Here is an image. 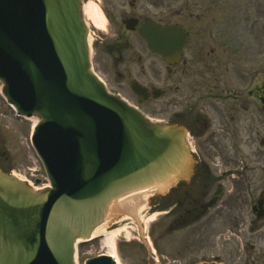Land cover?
<instances>
[{
    "label": "water",
    "instance_id": "1",
    "mask_svg": "<svg viewBox=\"0 0 264 264\" xmlns=\"http://www.w3.org/2000/svg\"><path fill=\"white\" fill-rule=\"evenodd\" d=\"M179 32L141 29L162 52ZM0 81L18 115L39 117L31 141L50 181L32 191L0 171V264H74L118 198L191 174L184 128L150 123L89 71L80 0H0Z\"/></svg>",
    "mask_w": 264,
    "mask_h": 264
},
{
    "label": "flooded vegetation",
    "instance_id": "2",
    "mask_svg": "<svg viewBox=\"0 0 264 264\" xmlns=\"http://www.w3.org/2000/svg\"><path fill=\"white\" fill-rule=\"evenodd\" d=\"M95 1L102 16L100 19L102 21L104 19L106 23L105 33L95 35L96 65L108 70L110 75L114 74L116 77L114 80L120 85L130 86L136 82L148 91L159 90L161 98L154 100L153 94L150 93L142 107L153 102L165 101L163 106L170 110L169 119L188 128L189 138L197 157L196 164L202 168L204 174L194 178L191 184L178 186L167 196L149 199V208L142 215L139 227L132 219L110 223L112 231L123 226L121 231L128 228L135 233L127 239L125 235H120L117 244L120 259L124 264H220V259H212L208 255L205 246L190 250L185 254L186 258L169 259L163 255L165 251L163 237L191 227L197 232L195 237L197 244L208 241L207 225L203 223L205 221L203 217L216 202L214 199L226 198L230 193L228 184L232 182L229 178H235L233 187L241 189L240 192L239 189L235 192L231 186V196L240 195L247 189L248 199L263 200L264 207V188L259 190L252 188L253 183L264 180V137L259 135L258 128V124L264 126V122H259V119L264 118V80L255 79L257 62L247 70L249 72L245 88L236 65L230 66L233 73L228 78L227 33L214 37L210 32L211 23L224 22L225 5L224 3L220 5L224 0ZM216 1L220 11L218 15L216 13L211 16L212 5ZM194 4L198 5V11L195 10ZM146 21L160 27L178 25L184 29L186 38L180 50L179 60L171 54L170 62L165 60L162 54L149 50L139 34L140 26ZM91 23L95 26L92 21ZM238 48L246 52L252 50L243 45ZM247 65L249 64H245L244 67ZM196 70H201L202 79H194ZM189 76L192 78L187 79ZM128 97L138 103V97L134 94ZM258 103L262 104L263 111L259 112L262 117H255L252 112V110L258 112ZM158 111L162 115L161 110ZM247 112L250 113L248 116L245 115ZM242 131L247 136L246 140L248 136L255 137L247 146L251 153L248 156L243 154V142L240 137ZM9 133L10 131L0 128V168L5 172H10L15 165L5 143ZM253 144L256 148H253ZM251 159H254V163H262L259 167L260 175L252 174L255 167ZM218 164L224 168L220 173L214 169ZM211 186L212 195L215 189L218 190V198L209 197ZM194 187L197 190L190 191ZM254 204L255 202H252L250 206ZM163 209L168 210L161 211ZM154 213L155 222L149 225L146 235H140L139 230L144 228L142 224L144 219ZM234 215L236 226L244 227L242 208H237ZM252 215L254 216L253 213ZM248 222L250 230L259 227L258 223H252V219ZM143 232L145 233V229ZM140 237L150 238L158 255L155 257L147 254L138 255L140 249L146 252ZM99 241L100 238L94 242Z\"/></svg>",
    "mask_w": 264,
    "mask_h": 264
},
{
    "label": "rangeland",
    "instance_id": "3",
    "mask_svg": "<svg viewBox=\"0 0 264 264\" xmlns=\"http://www.w3.org/2000/svg\"><path fill=\"white\" fill-rule=\"evenodd\" d=\"M82 3L85 5V7L86 5L88 7H92L94 0H82ZM223 3L225 5V18L223 19L224 22L211 23L210 32L214 37H218L224 33H227L226 35L228 38L226 42L231 46V48L228 44L226 46L228 78L233 73L230 66L236 65L240 72V79L242 80L243 87L245 88L247 86V74L249 72L247 70L259 60H261L260 62L262 63V69H264V0H224L220 5H223ZM194 6L195 10L198 11V5L194 4ZM212 8L213 9H211L210 15L214 16L216 13L218 15L220 7H218L217 1L212 5ZM95 25L98 27V29L105 27L99 25V23H95ZM90 29L95 30L91 26ZM95 33L97 34L96 31ZM92 37L95 38L93 35ZM235 45L237 48H235ZM242 45L244 47L248 46L252 50L249 52H246L245 50L241 51L238 46L241 47ZM93 53L94 51H92V55ZM93 64L95 72H97L98 75L107 82V88L109 91L118 93L122 97H124L125 94H128L129 89L127 87L117 83H112L111 75L108 70L99 68L95 64L94 60ZM245 64L249 65L244 67ZM201 74V70H196L194 79H202L203 77L201 78ZM191 78V76L187 77V79ZM255 79L264 80V70L259 73ZM170 95H172V93H170ZM174 96L176 98V95ZM164 102L165 101L151 103L148 107L142 109V112L146 117L153 121H163L165 120L164 117H166L163 116V114L169 117L170 113L169 109L164 108ZM158 109L161 110L162 116L159 114ZM261 111H263L261 103H258V112L252 110V112L255 114V117H262L263 115L259 113ZM0 112L4 113L3 115H0V124H4L5 131H10V133L7 135V142L5 143L11 160L15 164V169L25 168L28 165H31L35 162V160L31 155L32 151L30 148H28L29 143H27L26 140L28 139L29 141L30 135L29 137H27V135L28 133L30 134L32 122L21 121V124H17L16 122L18 121L9 113L8 107L1 99ZM257 113H259V115H257ZM248 114L250 113L247 112L245 115L248 116ZM259 122H264V118L259 119ZM17 126L21 127L16 129ZM258 128L260 133L259 135L264 137V126L258 124ZM240 137L243 142V154L248 156L250 152L248 151L247 146L255 140V137L254 135H251L248 136V139L246 140L247 136L244 131L240 133ZM253 148H256L255 144H253ZM251 161L252 165L255 167V171L252 174L260 175L261 172L259 167L262 165V163H254V159H251ZM214 169L217 173H220L224 170V168L219 164L214 167ZM229 180L232 182L228 184V191H230V193L227 194L226 198L222 197L221 199H214L216 202L211 205L206 214V220L204 223L207 225V236L209 240L202 242V244H196L195 237L197 232L189 234V230L191 229L181 232H173L172 234H167V236L163 237L167 239H164L165 251L163 252V255L167 256L169 259L175 258L177 256L185 257V254L190 250H196L198 247L202 248L205 246L208 250V255L211 257L220 258L222 263L264 264V224L259 223L260 226L257 227V229L250 230L248 228V220L251 219L249 213L250 200L246 196L248 194V190L246 189L240 195L234 196L235 194H233L231 196L232 191L236 192L239 189L240 192L241 189H235L233 187V182L236 181L235 178H229ZM42 183H44V181ZM212 188L213 187L211 186L209 195L210 198L213 197L211 191ZM252 188L253 190L264 188V180H258L256 183H253ZM240 207L242 208V219H245L244 227L236 226L235 222L234 214L236 213V209ZM127 231L130 230L126 229V237H131L134 235L133 233L128 234ZM178 235L182 236L178 237ZM239 238H241V241H239ZM248 245H253L254 249L250 250ZM107 249L108 247H103L102 243L93 241L87 242L79 248L80 252L85 253L84 255L80 256V261H82L84 258L92 257L99 252H106Z\"/></svg>",
    "mask_w": 264,
    "mask_h": 264
},
{
    "label": "bare ground",
    "instance_id": "4",
    "mask_svg": "<svg viewBox=\"0 0 264 264\" xmlns=\"http://www.w3.org/2000/svg\"><path fill=\"white\" fill-rule=\"evenodd\" d=\"M92 4V3H91ZM93 5V6H92ZM91 6L92 7H88V6H86V11H88V15H91L93 18L96 16L95 14H94V10H95V5L94 4H92ZM98 15H101L100 14V12L98 13ZM37 122V120H36V118H33L32 119V123H36ZM139 193H143V192H139ZM138 196H137V194H134V195H132V196H128V197H126V198H124V202L126 203V204H131V203H135L137 200H138ZM102 225L101 226H99L98 228H96L93 232H92V237H95V236H98V235H102V234H104V232H103V230H102ZM110 234H107V236L105 235V237H104V242H105V244H107V246H108V251H109V253L112 255L111 257H113L114 256V251H115V247H114V239H113V235H111V236H109Z\"/></svg>",
    "mask_w": 264,
    "mask_h": 264
}]
</instances>
